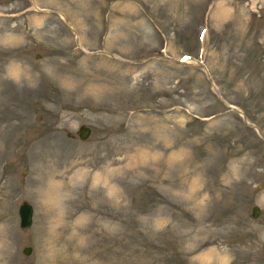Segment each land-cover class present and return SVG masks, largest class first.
I'll list each match as a JSON object with an SVG mask.
<instances>
[{
	"label": "rangeland",
	"instance_id": "obj_1",
	"mask_svg": "<svg viewBox=\"0 0 264 264\" xmlns=\"http://www.w3.org/2000/svg\"><path fill=\"white\" fill-rule=\"evenodd\" d=\"M0 264H264V0H0Z\"/></svg>",
	"mask_w": 264,
	"mask_h": 264
},
{
	"label": "water",
	"instance_id": "obj_2",
	"mask_svg": "<svg viewBox=\"0 0 264 264\" xmlns=\"http://www.w3.org/2000/svg\"><path fill=\"white\" fill-rule=\"evenodd\" d=\"M200 65V63L198 64ZM201 66V65H200ZM212 87L214 88V85L212 84ZM215 90V88H214ZM239 111V110H238ZM242 115L243 113L241 111H239ZM243 118L245 119V117L243 116ZM246 123L250 126H254L251 122L245 120ZM90 129L88 126L85 125H79L77 127V133H78V137L79 138H85L88 133H89ZM259 133L260 131L257 130ZM259 212V209L256 205H253L251 208V215L254 217L257 215V213ZM17 213H18V224L20 227H27L30 223H31V215H32V205L27 202L26 200H22L18 206H17ZM30 247L25 246L23 247L22 251L24 253H27L29 251Z\"/></svg>",
	"mask_w": 264,
	"mask_h": 264
},
{
	"label": "bare ground",
	"instance_id": "obj_3",
	"mask_svg": "<svg viewBox=\"0 0 264 264\" xmlns=\"http://www.w3.org/2000/svg\"><path fill=\"white\" fill-rule=\"evenodd\" d=\"M189 59H187L186 61H185V63H189L190 64V61H192V59H190V61H188ZM51 198V197H50ZM49 200V199H48Z\"/></svg>",
	"mask_w": 264,
	"mask_h": 264
}]
</instances>
